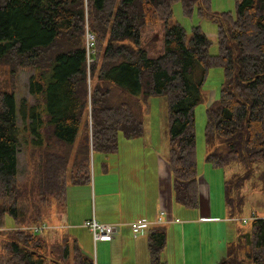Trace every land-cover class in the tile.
Returning a JSON list of instances; mask_svg holds the SVG:
<instances>
[{"label": "trees", "instance_id": "1", "mask_svg": "<svg viewBox=\"0 0 264 264\" xmlns=\"http://www.w3.org/2000/svg\"><path fill=\"white\" fill-rule=\"evenodd\" d=\"M190 15L217 21V54L198 26L187 37L165 24L163 52L150 57L141 31L173 16V3ZM210 0H0V264H47V239L19 228L43 223V209H64L67 186L90 183V154L117 151L118 134H144L146 100L167 101L168 161L174 200L198 206L194 107L209 67L224 72L218 100L206 107L205 160L214 167L240 162L245 172L225 181L229 217L241 213L240 187L252 164L264 161V0H235V13L212 12ZM86 31L94 36L87 55ZM90 58V61L87 59ZM28 69L33 98L17 97L16 77ZM21 127L29 131L31 182L17 179ZM259 191L264 195V169ZM14 220L6 228L5 215ZM165 225L146 234L148 264H166ZM72 264H93L73 242ZM216 264H264V217L253 214L226 243Z\"/></svg>", "mask_w": 264, "mask_h": 264}, {"label": "rangeland", "instance_id": "2", "mask_svg": "<svg viewBox=\"0 0 264 264\" xmlns=\"http://www.w3.org/2000/svg\"><path fill=\"white\" fill-rule=\"evenodd\" d=\"M209 9L212 12L230 11L235 13V0H210ZM173 16L167 23L158 20L155 24L146 26L141 31L140 44L143 46L148 56L156 57L163 52L165 24L172 25L179 23L185 29L187 37L190 35L192 27L198 26L201 32L209 39V54H217V21L209 16H200L197 8H193L190 15L182 12L179 1L173 3ZM32 71L22 69L16 77L17 97H25L31 104L33 98L28 90L29 76ZM224 72L221 66L209 67L203 84L200 88L202 100L194 107V130H195V161L197 166V186H198V206L191 209L178 204L173 197L172 176L168 161L169 134L167 120V101L164 95H152L147 98L146 114L144 115V134L139 137L125 138L121 133L118 134L117 151L114 153L103 154L94 152L90 154V183L87 185H68L67 198L68 206L66 212L64 209H43V221L47 228L41 232L47 239V254L55 253V247L58 242L56 238L61 239L62 246L67 243L72 247L71 240L66 242L62 239L65 235H71L66 228L67 223L77 222L80 216L89 207L97 208L106 220H117L116 216L120 212L128 209V203L131 197L146 199L149 204L157 202L163 212L177 217L180 221L195 216L200 211L203 214L219 216L214 222L215 229L201 226L194 231L193 241L197 249L205 247L208 243L214 244V249L220 251L221 247L225 255V243L229 233L227 225V206L225 204V181L232 180L245 172V166L240 162L230 163L224 167H214L205 160L207 146L204 138V129L206 125V107L214 100H218ZM8 90V82L4 73H0V91ZM19 126L21 127L20 119ZM29 131L20 129L21 145L18 150L17 159V179L19 183L25 181L31 182L34 176V168L27 158L29 152V143L25 140L30 139ZM264 169V161L252 164L250 177L244 180L240 187V193L243 196L242 211L237 217L248 219L246 223L241 220L233 221V227H247L251 215L255 212L264 217V195L259 191L261 180L260 172ZM57 212V217H52L51 213ZM66 222V223H64ZM65 224V225H64ZM116 224V223H115ZM6 228H13L15 223L12 217L5 215ZM33 224L22 225L19 228L27 230L25 227ZM212 233L210 236L209 234ZM228 231V232H227ZM83 239H85V252L93 260V264H125L131 251L124 247L114 248L113 252L102 246L101 242L94 243L90 232L82 228L79 230ZM231 232V231H230ZM229 233V234H228ZM188 235L185 241L188 243ZM142 243L146 244L145 238H140ZM181 242L177 235H172L169 226H167V244L166 253L168 264H184L181 262L180 250ZM146 248H142V254ZM215 251V252H216ZM71 252V251H70ZM138 251L137 264H148L147 259L143 261V256ZM221 253V252H220ZM207 258V252L203 253L193 250L186 256V264H202ZM163 255V254H162ZM223 255V256H224ZM132 256V254H131ZM164 257V255H163ZM65 259V258H64ZM223 259V258H222ZM221 259V260H222ZM124 262L122 263V261ZM219 259L218 262L221 261ZM57 259L48 258L47 264L55 263ZM217 262V263H218ZM62 264H72L71 254L66 262Z\"/></svg>", "mask_w": 264, "mask_h": 264}, {"label": "crops", "instance_id": "3", "mask_svg": "<svg viewBox=\"0 0 264 264\" xmlns=\"http://www.w3.org/2000/svg\"><path fill=\"white\" fill-rule=\"evenodd\" d=\"M87 185V184H85ZM80 186V185H78ZM67 191V189H66ZM67 194V193H66ZM129 203H128V209L124 210V212H120V214H118L116 217L117 220H106L107 218H105V216L97 211L96 206L93 207H89L88 209H86V211L80 216V220L77 222H74L75 220H73V222H69L67 223V229L71 232V235L68 234L69 236L65 235L64 237H62V239H65L66 242H68V240H71V244L73 245V242H76L79 247L83 250V252H85V248H84V243H85V239H83V236H81L79 230H81L82 228L87 229L86 227L83 226V221L87 218H89L92 214H94L95 218L103 223H116L120 225V230L118 232V234L111 239L110 241H98L101 242V244H103L102 246H106V248L110 251L113 252L114 248H118L119 246L122 248L124 246H127V248L131 251L130 256H128L127 258H125L124 260H126L125 264H137V256H138V251H141V255L143 256V261L147 259V248H146V244L142 243V241H140V238H145L146 241V234L148 229H144L142 230L140 233H138V235L136 237H133L130 227H129V223L136 219V218H145L147 220H153L157 215L159 211H162V209L159 207L158 204V200L157 202L153 203V204H149V202L144 199V198H140V200L137 199V197H131L129 196ZM66 206H68V198H67V204ZM54 213H51L52 217H57L58 213L53 211ZM63 212H66V207L64 208ZM201 214H199V210L198 213H196L195 216H187L189 218H186V220L180 221L177 217H172L171 214L167 213V212H163V219L165 220V226L167 228V226H169V230L171 232L172 235H177L180 238V242H181V262H183L184 264H186V256L188 253H190L193 250H197L201 253H203V250H205L207 252V258L205 261H203V257L200 254V257L202 259V264H216L219 259L221 260L222 258L224 259L226 256V245H225V255H224V250L220 249V251H216L214 249V244L208 243L206 245L205 243V247L203 248L202 246H200L199 249L196 248L194 241H193V235H194V231L197 230L199 227L201 226H206L208 227V229H210L211 227L213 228V230L215 229V223L219 216H214V215H207V214H203L200 211ZM255 215L259 216L256 212L254 213ZM253 215V214H252ZM261 217V216H259ZM227 222H230V224L227 225V228L231 231H229V233L231 234L228 236L229 238L227 239L226 243L228 241H231L233 239H235L236 237V233H237V228L238 227H233V225L231 223H233V220L230 219V217L228 216L227 213ZM66 223V222H64ZM65 225V224H64ZM45 230V229H44ZM43 230V231H44ZM88 230V229H87ZM42 231V232H43ZM228 232V231H227ZM213 231L209 234L210 236L212 235ZM228 233V234H229ZM188 235V237L190 238V240L188 241V243L185 241V237ZM45 236V235H44ZM56 240H58V242H55L57 244V246L55 247V253H50L49 256L50 257H54L55 259H57V261L55 263H59L62 264V261L66 262L67 258L69 257V255L71 254V250L72 247L70 248L69 244L67 243V245L65 247L62 246L61 243V239L60 238H56ZM95 242V243H98ZM225 243V244H226ZM167 244V242H166ZM142 248H146V252L144 251V253L142 254ZM166 250V246L164 251ZM163 251V255H162V260L168 264V257L166 255V253H164ZM216 251V252H215ZM221 252V253H220ZM86 253V252H85ZM87 254V253H86ZM89 256V254H87ZM224 255V256H223ZM65 258V259H64ZM222 259V260H223ZM124 260L122 261V263L124 262ZM148 261V259H147Z\"/></svg>", "mask_w": 264, "mask_h": 264}, {"label": "built area", "instance_id": "4", "mask_svg": "<svg viewBox=\"0 0 264 264\" xmlns=\"http://www.w3.org/2000/svg\"><path fill=\"white\" fill-rule=\"evenodd\" d=\"M85 37L88 55L90 52H93L91 48L93 46L94 36L88 31H86ZM87 60L90 61V58H88ZM231 220L236 221L238 220V218L234 217L231 218ZM241 221L245 223L247 219L244 218ZM159 224H165V220L163 219V211H159L158 215L153 220H147L145 218H136L129 223V227L133 237H136L138 233H140L142 230L148 229L153 225ZM83 226L86 227L90 232L94 243L98 241H110L118 234L120 230L119 224L100 222L95 218L94 214H92L89 218L83 221ZM25 228L29 231H32L33 233H41L44 229L47 228V226L46 224L42 223L39 225H32Z\"/></svg>", "mask_w": 264, "mask_h": 264}]
</instances>
